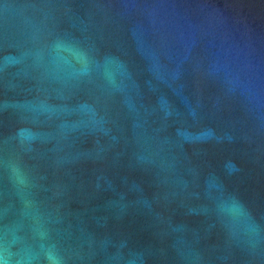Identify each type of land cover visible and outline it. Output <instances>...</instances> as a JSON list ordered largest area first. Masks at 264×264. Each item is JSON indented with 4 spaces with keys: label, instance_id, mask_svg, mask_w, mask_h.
<instances>
[{
    "label": "water",
    "instance_id": "95a60500",
    "mask_svg": "<svg viewBox=\"0 0 264 264\" xmlns=\"http://www.w3.org/2000/svg\"><path fill=\"white\" fill-rule=\"evenodd\" d=\"M0 264H264V0H0Z\"/></svg>",
    "mask_w": 264,
    "mask_h": 264
}]
</instances>
